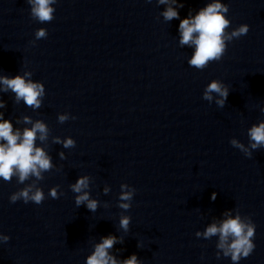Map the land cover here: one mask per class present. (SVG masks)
<instances>
[{"label": "clouds", "instance_id": "9594fccd", "mask_svg": "<svg viewBox=\"0 0 264 264\" xmlns=\"http://www.w3.org/2000/svg\"><path fill=\"white\" fill-rule=\"evenodd\" d=\"M151 2V0H148ZM176 0H171L175 3ZM31 6V16L40 23L51 22L54 19L55 8L54 4L57 0H27ZM159 4H169L167 9L162 13L165 21L179 19V12L170 5L169 0H158ZM179 7H183L180 4ZM229 12L227 4L221 3V0H213L208 3L206 7L201 8L194 16L189 14L187 18L180 20L179 32L181 46H195L192 57L188 60V64L198 70L205 69L210 62L220 61L224 56L227 48V43L234 39L247 35L249 32V25L241 24L232 31H227L230 27L231 21L226 14ZM195 34V35H194ZM48 32L45 28H39L35 32V39L40 40L47 38ZM33 44L35 41L32 42ZM31 72H25L23 76L16 75L12 78L7 76H0V85H3V91L11 90L15 93V100L19 102L21 99L24 103L33 109L41 106L42 99L45 95V87L43 83L33 82L30 78ZM213 93L220 99L216 100L219 107H224L229 95V88L225 86L220 80H212L207 85L203 92V99L211 102L213 100ZM5 107V102L0 99V108ZM264 112V109H262ZM70 117L68 113L60 114L58 121L64 123ZM25 124H32L31 128H24L21 132L17 129L13 131V124L10 120L3 118V113L0 112V178L5 182H11L13 177L17 178V183L24 184L25 181L31 177H35L37 181L44 179L43 172H49L53 169L51 157L46 153L44 148L37 147L36 141L39 139L45 142L48 139L49 128L45 123L37 120L32 123L30 117L23 118ZM39 134V135H38ZM248 146L236 139H231L230 144L239 149L246 157L252 156V150L264 147V122L254 124L247 130ZM53 143H62L65 148H73L76 141L68 137L61 140L60 137H54ZM64 158L63 153L60 154ZM59 185L52 187L49 190V196L53 199H58L62 192L58 191ZM121 191L118 196V207L127 211L131 208V201L136 192L135 188H129L128 184L120 185ZM70 189L75 195V204L79 207L86 204L89 211L95 212L99 206V202L90 198L89 177L81 176L74 184L70 185ZM109 191L104 189L105 194ZM216 198V193H213L212 199ZM10 202L15 203L18 200H23L24 203L33 202L37 205L45 200V194L42 188L37 187L34 183L14 192L10 197ZM228 216L219 225L212 223L206 230L196 232L195 235L209 239L213 236L219 235V242L216 244L217 258L221 256L230 257L233 264H239L243 258L249 257L255 249L254 237L256 225L250 217L242 219L239 212L232 217ZM131 217L121 215L119 227L125 232L129 229ZM9 236L0 234V241L7 242ZM118 242V238L114 235H108L101 238V242L94 246V251L86 259V264H140L136 255L130 258L118 261L114 256L109 254V249ZM119 242H122L120 240Z\"/></svg>", "mask_w": 264, "mask_h": 264}]
</instances>
